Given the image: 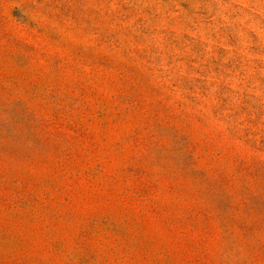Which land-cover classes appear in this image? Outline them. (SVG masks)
<instances>
[{
	"label": "rangeland",
	"instance_id": "374dc122",
	"mask_svg": "<svg viewBox=\"0 0 264 264\" xmlns=\"http://www.w3.org/2000/svg\"><path fill=\"white\" fill-rule=\"evenodd\" d=\"M0 264H264V0H0Z\"/></svg>",
	"mask_w": 264,
	"mask_h": 264
}]
</instances>
